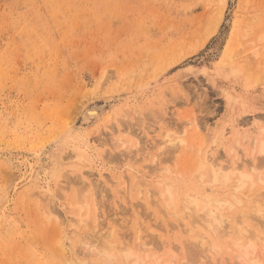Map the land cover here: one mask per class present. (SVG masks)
<instances>
[{
	"label": "rangeland",
	"instance_id": "374dc122",
	"mask_svg": "<svg viewBox=\"0 0 264 264\" xmlns=\"http://www.w3.org/2000/svg\"><path fill=\"white\" fill-rule=\"evenodd\" d=\"M232 1L0 0V264H66L56 227L67 232L65 246L75 256L82 241L70 227V200L90 181L103 215L132 220L130 236L137 220L142 235L152 232L146 237L188 253L195 233L161 204L165 172L158 167L146 177L150 199L113 175L141 176L147 164L157 166L153 159L174 155L168 130L187 139L168 165L186 167L181 181L190 189L193 144L218 146L225 161L237 138L221 137L222 129L234 121L264 127V0ZM93 107L99 114L83 120ZM194 115L204 116L202 131L186 125L181 133ZM232 150L249 157L252 146ZM61 179L70 183L66 198L55 190ZM38 188L63 222L48 219ZM164 224L173 230L156 235ZM233 249L213 257L239 264Z\"/></svg>",
	"mask_w": 264,
	"mask_h": 264
},
{
	"label": "bare ground",
	"instance_id": "6f19581e",
	"mask_svg": "<svg viewBox=\"0 0 264 264\" xmlns=\"http://www.w3.org/2000/svg\"><path fill=\"white\" fill-rule=\"evenodd\" d=\"M98 107L100 106L98 105ZM97 108L86 110L83 120L88 121L98 115ZM201 119H204V116L200 118L196 115L188 117L185 122H182V125L179 124L181 133L186 125H190L197 133L201 132L204 125ZM235 123L238 122L234 121L229 130L222 129L220 136L233 133L237 138L230 144V147L233 148L241 142H247L249 146H252L250 156L243 157L239 155L238 151H233L231 148L228 159L224 161L216 155L218 146L213 145L206 148L203 147V143L196 147L193 144V165L188 164L190 167H188L190 189L183 188L181 181L186 177L183 176L186 167L184 170L174 169L175 171H172L168 165L175 156L181 155L186 150L187 139L168 130H166V134L164 133V139L171 143L169 145H172L174 155L153 159L157 166L147 164L141 176L125 172L113 175V181H118L124 187L130 185L138 188L139 193H144L150 199L151 191L146 177L152 169L155 170L158 167L160 171L165 172L158 179V186L161 188V204L164 205L169 216L174 215V219L178 223L185 224L190 233H195L190 238L188 253L182 244L173 245L171 241L166 243V239L157 243L151 237L153 236L152 232V234L142 235L141 225L137 220L133 221L134 228H131L133 229L131 231L134 234L130 236L132 233L129 229L132 223H129V225L131 224L129 228L127 223L132 220L126 223L125 217L123 218V215L114 211L107 216L103 215L99 207L97 188L95 189L93 182L90 181V183H84L82 185L84 187L76 191L74 200H70V208L73 212V216L70 217V227L73 232L75 230L73 236L81 235L80 240L82 241L81 245L80 241L78 244L80 245L79 252L72 251L75 256L70 255V249L65 246L67 232L63 227L55 225L57 229H60L55 243L60 247L59 251L65 255L66 264H226L221 258L213 256H223L227 248L229 249L231 246L237 247L236 251L232 250V253L237 257L236 263L264 264V171L259 169L260 166L264 167V127L245 128ZM258 131L261 132L258 133ZM110 134L112 135L111 132ZM261 134L263 137L259 138L258 135L262 136ZM222 139L225 143L229 141V138ZM111 140L116 143L120 142L116 137L111 138L110 142ZM136 142L139 144L138 141ZM102 143L106 144V142ZM189 145L191 144L189 143ZM141 149L140 145L138 151ZM147 155H149L148 151H142V156ZM189 155L191 156V151ZM69 186L68 180L61 179L55 190L61 197L66 198L64 190ZM225 187L227 189H224ZM34 191H37L36 193L45 200L49 213L48 219L54 216L56 220H60L56 204L49 201V196H44L47 193H43L41 188L34 189ZM227 191L230 198L216 197ZM53 198L55 199V197ZM155 203L159 204L160 199L157 198ZM245 207H247V211ZM118 215L119 217H117ZM60 221L63 222V220ZM60 221L57 222L60 223ZM103 223L108 224L109 231H104L105 229L101 227ZM161 229L168 232L173 230L168 224H164L155 229L156 235L162 236ZM76 232L79 233L76 234ZM149 235L151 238L146 237ZM228 235L232 237L231 241L227 243ZM161 248L164 253L159 254L160 252L156 249Z\"/></svg>",
	"mask_w": 264,
	"mask_h": 264
}]
</instances>
